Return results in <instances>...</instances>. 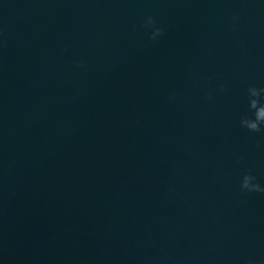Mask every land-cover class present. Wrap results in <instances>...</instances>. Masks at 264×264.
I'll use <instances>...</instances> for the list:
<instances>
[{
  "label": "water",
  "instance_id": "water-1",
  "mask_svg": "<svg viewBox=\"0 0 264 264\" xmlns=\"http://www.w3.org/2000/svg\"><path fill=\"white\" fill-rule=\"evenodd\" d=\"M250 84L264 0H33L24 264H264Z\"/></svg>",
  "mask_w": 264,
  "mask_h": 264
},
{
  "label": "clouds",
  "instance_id": "clouds-1",
  "mask_svg": "<svg viewBox=\"0 0 264 264\" xmlns=\"http://www.w3.org/2000/svg\"><path fill=\"white\" fill-rule=\"evenodd\" d=\"M144 24L150 27V39L157 41L164 34V28L159 26L154 17L148 16ZM82 62L77 61V66H81ZM220 90H225V85H220ZM247 108L248 111L241 113L239 123L242 128H246L252 133H264V87H257L255 84L248 85ZM212 92L207 93V98H211ZM240 188L242 191L249 193H264V185H262L255 175L250 171L242 174L240 178ZM246 264H260L255 258H249Z\"/></svg>",
  "mask_w": 264,
  "mask_h": 264
}]
</instances>
